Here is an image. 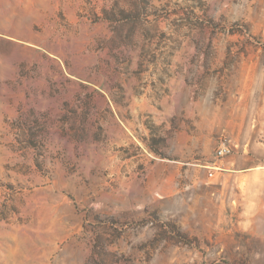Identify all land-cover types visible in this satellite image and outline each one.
<instances>
[{"label": "rangeland", "instance_id": "rangeland-1", "mask_svg": "<svg viewBox=\"0 0 264 264\" xmlns=\"http://www.w3.org/2000/svg\"><path fill=\"white\" fill-rule=\"evenodd\" d=\"M255 195L264 0H0V264H264Z\"/></svg>", "mask_w": 264, "mask_h": 264}, {"label": "crops", "instance_id": "crops-1", "mask_svg": "<svg viewBox=\"0 0 264 264\" xmlns=\"http://www.w3.org/2000/svg\"><path fill=\"white\" fill-rule=\"evenodd\" d=\"M226 175L221 173V179L219 178L217 181L218 183L214 184L213 186L208 188V194L206 195V199L209 203V213L216 215L218 218L220 217H230L232 218L236 212V201H239V198L245 200L246 197H240L236 192L239 191L238 188H240V185L237 183H234L232 180V183H226V180L224 177ZM232 176V175H230ZM235 178L237 175H233ZM262 187V186H261ZM258 185L248 184V191H252V188H261ZM257 191V190H256ZM253 195L250 197L252 198ZM253 199V198H252ZM254 201L257 204L264 203V195L254 196ZM248 200V197H247ZM248 202V201H247ZM259 206L260 208L264 207ZM215 222H221L219 219Z\"/></svg>", "mask_w": 264, "mask_h": 264}, {"label": "built area", "instance_id": "built-area-1", "mask_svg": "<svg viewBox=\"0 0 264 264\" xmlns=\"http://www.w3.org/2000/svg\"><path fill=\"white\" fill-rule=\"evenodd\" d=\"M232 146L230 145L228 139L226 138H223L220 140L216 150H215V157L217 159H220V158H223V157H226V156H229L232 154ZM212 173L210 172L209 173V177H212Z\"/></svg>", "mask_w": 264, "mask_h": 264}, {"label": "trees", "instance_id": "trees-1", "mask_svg": "<svg viewBox=\"0 0 264 264\" xmlns=\"http://www.w3.org/2000/svg\"><path fill=\"white\" fill-rule=\"evenodd\" d=\"M124 13H120L119 15L114 14L112 12V10L110 9H106V7L102 10V15L101 18L104 21H118L121 22V20H129L132 21V18H128V17H124L123 19ZM183 236V235H181ZM183 243L187 244L188 243V239H186V237H183V239L181 240Z\"/></svg>", "mask_w": 264, "mask_h": 264}]
</instances>
